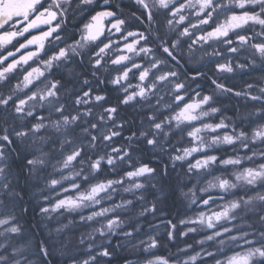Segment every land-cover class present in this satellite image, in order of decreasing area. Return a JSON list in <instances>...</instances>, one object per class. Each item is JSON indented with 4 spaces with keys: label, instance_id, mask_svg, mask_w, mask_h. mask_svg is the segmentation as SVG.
<instances>
[{
    "label": "snow or ice",
    "instance_id": "snow-or-ice-1",
    "mask_svg": "<svg viewBox=\"0 0 264 264\" xmlns=\"http://www.w3.org/2000/svg\"><path fill=\"white\" fill-rule=\"evenodd\" d=\"M120 252L264 264V0H0V264Z\"/></svg>",
    "mask_w": 264,
    "mask_h": 264
},
{
    "label": "rangeland",
    "instance_id": "rangeland-1",
    "mask_svg": "<svg viewBox=\"0 0 264 264\" xmlns=\"http://www.w3.org/2000/svg\"><path fill=\"white\" fill-rule=\"evenodd\" d=\"M248 78V77H247ZM246 77H245V79H247ZM243 81L238 77L235 81H233L232 83H235V84H237V85H239V84H241ZM109 88H110V86H108ZM111 95H115L114 93H112ZM230 108V110H231V107H229ZM230 110H228V112H227V114L228 115H232L233 113H232V110L230 111ZM232 153L229 151V155H231ZM241 155L243 154V153H240ZM178 193V192H177ZM180 196V193H178L177 195H176V197H179ZM176 200V199H175ZM37 219H39V217H37ZM30 223H32L33 225L35 224V221H30ZM45 223H49V222H47V221H45ZM55 221H52V222H50L49 223V227H53V226H55ZM33 230L37 233V235H40L41 233H43V235H47V228H33ZM171 250V252H173V253H175L176 252V249L173 247V248H171L170 249ZM168 253L167 252H165V255H167ZM119 258H121V259H119ZM136 257L135 256H130V255H128V253L127 252H120L117 256H115L114 257V262H119V260H121V262L123 263V264H125V261L126 260H131V261H133V264H135V261H136Z\"/></svg>",
    "mask_w": 264,
    "mask_h": 264
},
{
    "label": "trees",
    "instance_id": "trees-1",
    "mask_svg": "<svg viewBox=\"0 0 264 264\" xmlns=\"http://www.w3.org/2000/svg\"><path fill=\"white\" fill-rule=\"evenodd\" d=\"M246 78H247V76H245ZM245 77L243 78V79H245ZM248 79V78H247ZM168 194H171V192H169ZM178 193L177 192H175L174 193V195H175V199L177 198L176 197V195H177ZM173 215H175V209H173ZM171 251V250H170ZM71 252H69V256H71ZM57 259H64V260H67L68 261V264H71V262H70V260H68V257H57ZM119 259H121V258H119ZM122 260V259H121ZM121 260H119V262H114V264H123L122 262H121Z\"/></svg>",
    "mask_w": 264,
    "mask_h": 264
},
{
    "label": "bare ground",
    "instance_id": "bare-ground-1",
    "mask_svg": "<svg viewBox=\"0 0 264 264\" xmlns=\"http://www.w3.org/2000/svg\"><path fill=\"white\" fill-rule=\"evenodd\" d=\"M169 195H171V196H172V199L175 200V195H174V193H171V194H169ZM170 202H171V201H170Z\"/></svg>",
    "mask_w": 264,
    "mask_h": 264
},
{
    "label": "flooded vegetation",
    "instance_id": "flooded-vegetation-1",
    "mask_svg": "<svg viewBox=\"0 0 264 264\" xmlns=\"http://www.w3.org/2000/svg\"><path fill=\"white\" fill-rule=\"evenodd\" d=\"M124 3H128V0H124ZM13 83H15V81ZM229 110H230V108H229ZM114 243H115V239H114Z\"/></svg>",
    "mask_w": 264,
    "mask_h": 264
}]
</instances>
